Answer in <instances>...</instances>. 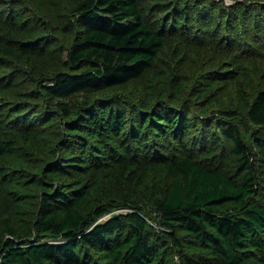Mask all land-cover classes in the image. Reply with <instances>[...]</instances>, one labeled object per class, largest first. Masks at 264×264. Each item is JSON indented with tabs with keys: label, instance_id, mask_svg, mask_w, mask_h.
Masks as SVG:
<instances>
[{
	"label": "trees",
	"instance_id": "1",
	"mask_svg": "<svg viewBox=\"0 0 264 264\" xmlns=\"http://www.w3.org/2000/svg\"><path fill=\"white\" fill-rule=\"evenodd\" d=\"M146 4L0 0V264H264V83L206 114Z\"/></svg>",
	"mask_w": 264,
	"mask_h": 264
},
{
	"label": "rangeland",
	"instance_id": "2",
	"mask_svg": "<svg viewBox=\"0 0 264 264\" xmlns=\"http://www.w3.org/2000/svg\"><path fill=\"white\" fill-rule=\"evenodd\" d=\"M146 1L148 16L155 18L156 24L159 21L166 24L169 42L162 54L174 68H184L187 86H203L208 83L207 79L217 86L202 104L206 107V114L222 115L221 108H234L240 119L243 118L235 89V77L245 70L256 86L264 83V0H182L189 23L182 28L175 17L167 21V12L171 9L159 10V1ZM30 4L38 5L35 2ZM129 86L127 97L134 93L141 95L133 87L134 83ZM83 95L81 91L75 94ZM188 106L196 110L192 93ZM124 210L125 208L122 211ZM145 211L151 224L160 228L152 221L156 220L155 211L150 206H146ZM108 215H103L98 220ZM151 228L153 227L150 226Z\"/></svg>",
	"mask_w": 264,
	"mask_h": 264
}]
</instances>
